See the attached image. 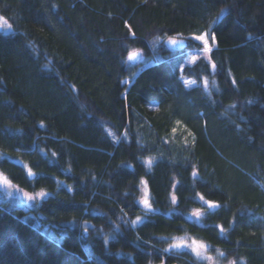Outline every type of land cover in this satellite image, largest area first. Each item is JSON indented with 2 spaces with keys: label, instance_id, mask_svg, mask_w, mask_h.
Here are the masks:
<instances>
[{
  "label": "trees",
  "instance_id": "1",
  "mask_svg": "<svg viewBox=\"0 0 264 264\" xmlns=\"http://www.w3.org/2000/svg\"><path fill=\"white\" fill-rule=\"evenodd\" d=\"M0 16V172L47 194L25 209L0 190V264H205L170 248L183 235L264 264V0H0ZM203 34L209 58L187 64Z\"/></svg>",
  "mask_w": 264,
  "mask_h": 264
},
{
  "label": "rangeland",
  "instance_id": "2",
  "mask_svg": "<svg viewBox=\"0 0 264 264\" xmlns=\"http://www.w3.org/2000/svg\"><path fill=\"white\" fill-rule=\"evenodd\" d=\"M0 26L1 30L3 33L7 34L12 32V27L8 20L2 16H0ZM10 26V27H9ZM200 36H204L205 39L208 41V45L205 46L203 41H197L194 36V40L199 42V44L202 45V48H196L193 50H188L186 51V63L187 64H193L195 63L200 57H203L205 59L209 58L210 51L214 47V41L210 39L209 35L203 34ZM170 39H179V38H172L169 37L164 40L165 43H167ZM184 40V39H183ZM185 43V41H184ZM134 52V50L132 51ZM143 52L141 51V59L143 58ZM145 65V64H144ZM187 86H192L194 85V81L190 79L183 78ZM124 83H130V80L127 78L123 81ZM141 194L139 198V202L143 206L144 209H148L150 206V196H149V189L147 186L146 179H143L141 182ZM0 190L3 193V195L7 198H16L19 200L20 204L23 206L25 209H30V208H35L37 207L43 198L47 195L44 191H41L39 193L33 194L29 193L20 187L14 185L13 183L9 182L8 179L0 172ZM145 200H148V204L146 205L144 203ZM208 205V204H207ZM212 209V207H210ZM197 210H194L191 213V218H199L202 214L203 211L199 210L200 215L196 216L194 213ZM193 241L197 243H193ZM177 244L183 245L182 247H177ZM203 244L206 247L200 248L199 245ZM171 249L173 250H183V249H188L190 250L199 260L204 261L205 264H235L234 262H227L225 261L224 254L220 250H216L214 252H210L211 245L207 242L201 241L197 239L196 237H193L191 235H183V236H177L173 238V242L171 244ZM197 251H199V255H197Z\"/></svg>",
  "mask_w": 264,
  "mask_h": 264
},
{
  "label": "water",
  "instance_id": "3",
  "mask_svg": "<svg viewBox=\"0 0 264 264\" xmlns=\"http://www.w3.org/2000/svg\"><path fill=\"white\" fill-rule=\"evenodd\" d=\"M0 31H1V26H0ZM175 40L176 43H172V41ZM184 45V40L183 39H170L168 42H167V46L172 49V50H176V49H179L181 48L182 46ZM135 54V55H133ZM129 61L130 62H133V63H136L138 62L140 59H141V51L138 50V51H134V52H131L129 54V57H128ZM33 178V176H32ZM172 264H177V263H172Z\"/></svg>",
  "mask_w": 264,
  "mask_h": 264
},
{
  "label": "snow or ice",
  "instance_id": "4",
  "mask_svg": "<svg viewBox=\"0 0 264 264\" xmlns=\"http://www.w3.org/2000/svg\"><path fill=\"white\" fill-rule=\"evenodd\" d=\"M9 27H10V26H9ZM195 39H196L197 41H203V43H204L205 46L208 45V41H207V39H205L204 36H197V37H195ZM172 43H176V41L173 40ZM133 55H135V54H133ZM213 69H215V65H213ZM179 123H180V122L177 121V124H179ZM174 131H175V130H174ZM201 199H203V197H201ZM144 203L147 205V204H148V200H145ZM205 203H207L209 207H212V208L217 207V205H216L214 202H212V201H205ZM194 215L199 216V215H200L199 210H197V211L194 213ZM193 243L195 244V243H197V242L193 241ZM176 246H177V247H182L183 245H181V244H177ZM199 247H200V248H204V247H206V246L203 245V244H200ZM199 254H200L199 251H197V255H199Z\"/></svg>",
  "mask_w": 264,
  "mask_h": 264
},
{
  "label": "bare ground",
  "instance_id": "5",
  "mask_svg": "<svg viewBox=\"0 0 264 264\" xmlns=\"http://www.w3.org/2000/svg\"><path fill=\"white\" fill-rule=\"evenodd\" d=\"M136 51H138V50H136Z\"/></svg>",
  "mask_w": 264,
  "mask_h": 264
}]
</instances>
